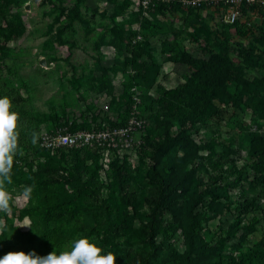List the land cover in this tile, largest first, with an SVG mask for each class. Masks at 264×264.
<instances>
[{
	"label": "rangeland",
	"instance_id": "obj_1",
	"mask_svg": "<svg viewBox=\"0 0 264 264\" xmlns=\"http://www.w3.org/2000/svg\"><path fill=\"white\" fill-rule=\"evenodd\" d=\"M225 15L142 13L130 0H0V98L19 114L22 153L12 215L0 212V257L36 252L51 206L63 251L86 237L116 264H228L242 247L264 250V10L244 8L235 24ZM211 57L233 62L225 95L202 121L178 119L173 102L192 61ZM133 117L134 147L39 148L45 132L110 131ZM25 185L31 199L20 197Z\"/></svg>",
	"mask_w": 264,
	"mask_h": 264
},
{
	"label": "trees",
	"instance_id": "obj_2",
	"mask_svg": "<svg viewBox=\"0 0 264 264\" xmlns=\"http://www.w3.org/2000/svg\"><path fill=\"white\" fill-rule=\"evenodd\" d=\"M179 7L177 5H172ZM163 7H170L169 5L160 6L157 9ZM155 9V10H157ZM254 10V9H252ZM150 12V11H148ZM147 13V12H146ZM192 67L194 73L182 86L180 95L177 97L178 101L173 102L175 104L176 114L178 119L196 124L202 121L211 113L214 99L217 95L224 96L223 88L226 86L229 78V72L233 69V62L230 58L220 59L217 57H211L209 59H196L192 61ZM70 131H77L70 129ZM40 146V144H39ZM40 150L50 156H54L58 153H88L98 154V149H81V150H57L54 154L51 151L43 149ZM172 166H166L171 168ZM168 173H171L168 171ZM51 205V202H48ZM60 213V212H59ZM58 213L54 211V206H51L42 215L44 222V228L42 232V238L37 248L36 253L40 256H45L52 251H56L57 254L63 251V245L65 243V234L62 229L55 226L54 220ZM15 247L22 248L19 241H14ZM187 260L193 262L192 256H188ZM225 260L228 264H264V250L253 247H242L239 255L226 257Z\"/></svg>",
	"mask_w": 264,
	"mask_h": 264
},
{
	"label": "clouds",
	"instance_id": "obj_3",
	"mask_svg": "<svg viewBox=\"0 0 264 264\" xmlns=\"http://www.w3.org/2000/svg\"><path fill=\"white\" fill-rule=\"evenodd\" d=\"M11 100L0 98V212L12 215V207L18 197L9 190L12 185V170L19 151V114L12 111ZM39 137L33 133L31 142L37 144ZM33 186L25 185L20 194L23 199H31ZM28 227V226H23ZM7 228L6 220L0 218V234ZM116 254L104 250L89 238H80L73 242L71 249L59 254L54 250L45 256L30 252H8L0 257V264H116Z\"/></svg>",
	"mask_w": 264,
	"mask_h": 264
},
{
	"label": "built area",
	"instance_id": "obj_4",
	"mask_svg": "<svg viewBox=\"0 0 264 264\" xmlns=\"http://www.w3.org/2000/svg\"><path fill=\"white\" fill-rule=\"evenodd\" d=\"M134 8L146 13L154 11L160 6L177 5L187 10H199L204 8H223L228 24H235L240 19L244 8L264 10V0H130ZM131 12V11H130ZM140 123L133 117L126 128L115 130H77L70 131L69 128H59L45 132L41 136L40 146L54 154L57 150L70 151L73 149H100L109 152L108 149L121 147H134L135 140L132 138L133 129ZM136 126V127H135ZM124 135L125 140L120 137Z\"/></svg>",
	"mask_w": 264,
	"mask_h": 264
},
{
	"label": "water",
	"instance_id": "obj_5",
	"mask_svg": "<svg viewBox=\"0 0 264 264\" xmlns=\"http://www.w3.org/2000/svg\"><path fill=\"white\" fill-rule=\"evenodd\" d=\"M42 64H44V63L42 62Z\"/></svg>",
	"mask_w": 264,
	"mask_h": 264
}]
</instances>
